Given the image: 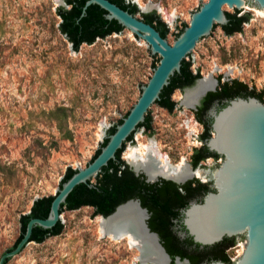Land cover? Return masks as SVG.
Masks as SVG:
<instances>
[{"label":"rangeland","instance_id":"obj_1","mask_svg":"<svg viewBox=\"0 0 264 264\" xmlns=\"http://www.w3.org/2000/svg\"><path fill=\"white\" fill-rule=\"evenodd\" d=\"M125 1L137 7L138 18L155 13L172 43L206 0ZM245 1L248 6L237 15L249 14L248 21L230 34L218 24L213 38L197 45L186 62L201 77L235 78L264 100V12L254 0ZM61 5L67 7L65 0H0V256L19 237L20 216L33 201L54 194L68 168L91 161L159 62L126 28L74 49L59 30ZM183 95L172 93V111L152 106L150 129L143 126L123 146L120 159L130 164L129 147L153 143L171 164L190 163L192 151L203 144L202 128ZM220 162L199 165V178L212 186L209 176ZM97 218L89 205L63 209L58 234L30 241L6 264H141L126 239L99 232Z\"/></svg>","mask_w":264,"mask_h":264},{"label":"water","instance_id":"obj_2","mask_svg":"<svg viewBox=\"0 0 264 264\" xmlns=\"http://www.w3.org/2000/svg\"><path fill=\"white\" fill-rule=\"evenodd\" d=\"M254 1L264 12V0ZM91 4H97L105 11V19L116 20L138 36L140 42H146L150 52L159 56V62L153 67L148 81L141 86L136 102L121 118V122L114 126V131L106 135L107 141L100 146L98 154L61 182L60 187L52 194L45 217L28 219L17 244L1 254L0 264H4L7 258L19 253L32 241L30 237L35 226L50 229L60 220V205L65 202L76 185L84 183L93 186L94 175L106 166L110 159L116 158V151L122 147L123 141L131 133H133L132 138L143 127L137 128V124L144 121L145 115L160 98L162 89L169 84L171 76L180 71L182 60L186 61L194 57L196 46L213 38L218 24H227L226 7L244 12L248 6L245 0H206L191 13L187 25L173 42L169 43L150 23L110 0H85L81 15ZM214 23L216 24L213 27ZM201 79L203 77L198 78L193 86L185 90L194 87ZM207 90L201 92L192 105L186 107L194 108ZM211 116V135L203 140V145L208 151L220 155L222 160L211 170L209 179L212 181V189L207 191L203 201L191 202L183 211V225L194 242L200 245H211L224 237L234 235H238L237 239L245 237L243 251L235 260L231 262L213 260L200 264H264V102L255 96L237 97L219 110L213 109ZM187 164L192 172L196 170L189 163ZM129 165L135 175L145 177V181L149 183L164 178L182 184L192 177L191 175L177 180L157 174L151 178L142 167ZM128 202L134 201L128 200L117 205L112 213L99 216L102 219L110 218ZM141 212L143 213L142 228L154 239L157 248L164 256L165 263L183 264L180 261L175 263L171 261L154 233L149 231L145 222L147 215L144 211Z\"/></svg>","mask_w":264,"mask_h":264},{"label":"flooded vegetation","instance_id":"obj_3","mask_svg":"<svg viewBox=\"0 0 264 264\" xmlns=\"http://www.w3.org/2000/svg\"><path fill=\"white\" fill-rule=\"evenodd\" d=\"M65 5L67 6V7L64 6L65 8H70L72 4H68L65 2ZM101 14H102V19L105 18L104 13L101 12ZM58 15L60 17V23H61L63 17L60 14ZM108 21L98 20L97 16H95L94 26H91L87 30L79 31L76 34V36L73 38V39L82 38V41L78 44V47L82 43H88L87 38H89L90 35L93 33H94V40L95 38H103L111 33H114L115 30H113L114 29L113 22H111V20ZM76 22H78V18L76 19ZM70 43L72 44L71 41ZM191 72L194 74L198 73L197 70L193 71L192 69ZM198 78L194 79V81L191 84H185L183 86H178L174 88L172 93L176 90H179L184 93L185 89L193 86ZM214 78L216 79V84L214 85V87H212L214 83L213 81ZM211 80H212V85L210 87H207L208 90L205 92L204 95H202V97L199 99L195 107L194 108L187 107L189 110L191 109L190 111L192 113V118L202 128L201 133L205 132L207 127H209V129L211 130L210 128V123L212 120L211 111L213 109L219 110L223 106L227 105L231 99L237 97L255 96L264 102L261 95H257L251 92L250 91L251 88L248 87L244 88L235 78L217 76V77H213V79L211 78ZM172 93L170 94V100H172L171 99ZM161 107L168 110L164 106ZM174 107L175 104L173 108ZM193 152L194 150L192 151V153ZM201 154H205L206 156L201 158L199 160V163L195 167L191 165L192 157H190L189 164L192 168H196V170H198L199 165L209 162L210 160H214L217 158H221L222 160V157L220 155L208 151L207 148L202 149L199 155ZM126 165L128 166L129 170H131L134 176H138L141 181L146 182L145 177L141 175H135L131 166L129 164ZM166 181H171L175 183L170 179H164V178H161L151 183H156V187L160 188L166 185ZM183 184H188L186 186L188 191H183V192H172V191L150 192L149 191V192H139V193L137 192L131 195L121 194L118 198V200L120 201L116 203L112 212L115 210L117 205L122 204L128 200H133L136 203V205L134 202H129L127 204H132L135 207V209H137L141 213V216L139 218L140 223L143 217V213L141 211H144V213L147 215L145 217V222L149 228V231L154 233L158 243L164 248L165 252L168 254V256L170 257L173 263L180 261L183 264H200L202 262H210L213 260L225 261L226 259L225 257H227L231 262L232 260L230 259L231 255L229 254V252L232 249H234L233 250L234 253L238 252V249H236L240 244L238 243V239H237L238 235H234L232 237H224L221 241L211 245H200L199 243L194 242L192 236L188 234L182 222L183 211L190 205L191 202H195V203L202 202L207 191L211 190L212 186H210L209 183L200 179L196 175H192V177L187 179L184 183L176 184V185H183ZM203 184L206 185L203 186ZM95 211L96 208L94 207V212ZM95 215L99 216L104 214L99 211L95 213ZM151 241L154 244V246L144 244V248L141 251L142 257L146 259V261H149L148 263L151 262L152 260L151 258L153 259L156 258L157 255L156 252L159 251L156 248V244L153 238H151Z\"/></svg>","mask_w":264,"mask_h":264},{"label":"trees","instance_id":"obj_4","mask_svg":"<svg viewBox=\"0 0 264 264\" xmlns=\"http://www.w3.org/2000/svg\"><path fill=\"white\" fill-rule=\"evenodd\" d=\"M85 0H65L66 3L72 4L70 8H65L64 6H60L58 8V14H60L62 18V22L60 23V31L64 36H66L73 44V48L76 49L78 44L82 41V38L73 39L76 34L81 30H87L91 26H94V17L97 16L98 20L108 21L107 19H102L101 12H105L102 8H100L97 4H91L86 8V12L81 15L82 5ZM114 2L118 6L123 9H127L132 14H135L138 9L133 3L126 2L125 0H110ZM98 9V10H97ZM239 10L235 9L234 13H228V22L225 25H221L224 31L227 34L235 32L241 28L242 23L247 22L249 19V14H240L237 15ZM78 18V22L76 19ZM143 20L147 23H150L154 26L160 33L161 36L166 37L167 34V27L163 21L159 19L155 13L143 14ZM109 22V21H108ZM113 22V30L115 32L120 31L123 26L117 23L116 20L112 19ZM216 23H214L213 27ZM187 24L184 23L183 27ZM181 28V30L183 29ZM180 30V31H181ZM179 33H177L178 35ZM176 35V36H177ZM94 40V33L87 38V42L91 43ZM200 77L199 73H192L190 69L189 62H186L185 59L182 60L180 71L175 72L174 75L171 76L169 84L165 86L161 93L160 98L155 101L160 106L166 107L169 111L173 109L174 101L170 100V94L172 93L173 89L178 86H183L185 84H191L194 79ZM244 88H247L245 83L238 81ZM251 92L261 95L260 92H255L253 89L250 90ZM121 122V119L119 120ZM144 126L146 129H150V118L149 116L145 115V119L143 122L137 124V128ZM114 131V126H112L108 132L112 133ZM209 127L206 128L205 132L200 134L201 138L204 140L206 137L210 135ZM133 133H131L125 141L122 143V147L116 151V158L110 159L106 166H103L100 171L94 175L95 182L93 186H88L87 184L81 183L76 185L72 191L66 197L64 203L60 205L59 211L62 212L63 209L67 210H74L84 205L92 206L96 208L95 213L102 212L104 215L109 214L114 209L119 196L121 194H134L139 192H152V191H172V192H183L188 191L186 186L188 184L183 185H176L171 181H166V185L162 187H156V183H146L139 179L138 176H134L131 170H129L126 163L120 159V153L123 149V146L126 141L131 139ZM107 141L105 137L101 146L104 145ZM202 149H206V147L202 144L200 147L194 149L192 153V162L191 165L193 167L197 166L199 160L206 156L205 154L199 155ZM100 148L97 149L96 153L92 156L91 160L98 154ZM207 154V153H206ZM76 169L68 168L66 173L64 174L62 181L66 180ZM59 184V187L61 185ZM90 182V180L88 181ZM206 184H203L205 186ZM52 200V195L49 196H42L36 198L28 213L22 214L20 216V234L17 240L15 241L14 247L19 239L22 236V233L25 229L26 222L30 217H45L49 210V205ZM61 231V224L58 220L57 223L50 229H44L40 226H35L31 233V240L36 242H42L47 236L56 235ZM11 247V248H12ZM226 262H230L227 257H225ZM10 258H7L4 264Z\"/></svg>","mask_w":264,"mask_h":264},{"label":"bare ground","instance_id":"obj_5","mask_svg":"<svg viewBox=\"0 0 264 264\" xmlns=\"http://www.w3.org/2000/svg\"><path fill=\"white\" fill-rule=\"evenodd\" d=\"M211 85L212 80L210 76L199 80L194 87L185 90L182 97L184 104L186 106L192 105L196 101L197 96L205 89H208L207 87H210ZM125 158L136 168L142 167L151 178L157 174L177 180L191 175L202 177V171L198 169L195 170V172H192L188 164L186 165L183 160L175 165L168 162L167 159H164L162 155L159 154L157 147L153 143L143 146L140 143L129 147ZM140 216L141 213L135 209L132 204L126 203V205L121 206L110 218L102 219L98 216L97 224L99 226V232L102 235H107L112 240L120 241L126 239L130 247H135L138 250L139 254L136 257L137 260L141 264H147L145 263L146 259L141 255V251L144 248V244L150 246H154V244L151 241L152 237L147 233H144L145 231L141 228ZM239 247L238 255L240 256L244 248V243L239 244ZM160 253L161 252L159 251L156 252V258H151V264H166L163 254Z\"/></svg>","mask_w":264,"mask_h":264},{"label":"built area","instance_id":"obj_6","mask_svg":"<svg viewBox=\"0 0 264 264\" xmlns=\"http://www.w3.org/2000/svg\"><path fill=\"white\" fill-rule=\"evenodd\" d=\"M238 256H239V255H238V252H237V253L233 254L232 256H230V259L233 261V260H235Z\"/></svg>","mask_w":264,"mask_h":264}]
</instances>
